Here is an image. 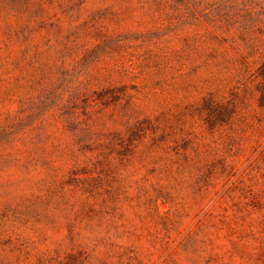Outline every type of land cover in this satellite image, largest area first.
<instances>
[{
	"label": "rangeland",
	"instance_id": "374dc122",
	"mask_svg": "<svg viewBox=\"0 0 264 264\" xmlns=\"http://www.w3.org/2000/svg\"><path fill=\"white\" fill-rule=\"evenodd\" d=\"M264 0H0V264H264Z\"/></svg>",
	"mask_w": 264,
	"mask_h": 264
},
{
	"label": "trees",
	"instance_id": "16d2710c",
	"mask_svg": "<svg viewBox=\"0 0 264 264\" xmlns=\"http://www.w3.org/2000/svg\"><path fill=\"white\" fill-rule=\"evenodd\" d=\"M258 76L260 78V84H259V92H260V106L264 107V62L260 66L258 70Z\"/></svg>",
	"mask_w": 264,
	"mask_h": 264
}]
</instances>
